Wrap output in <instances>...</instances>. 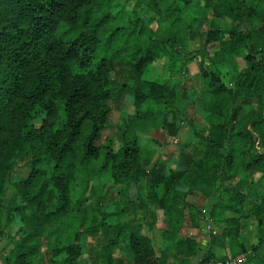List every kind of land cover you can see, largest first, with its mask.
I'll return each mask as SVG.
<instances>
[{
	"label": "trees",
	"instance_id": "16d2710c",
	"mask_svg": "<svg viewBox=\"0 0 264 264\" xmlns=\"http://www.w3.org/2000/svg\"><path fill=\"white\" fill-rule=\"evenodd\" d=\"M127 1L133 3L130 8L122 0H53L52 3L0 0V242L18 214H26L28 209L33 211L28 217L27 231L13 245L5 264L37 254L39 236L46 231L47 222L62 223L70 217V212L79 215L85 200L79 197L74 201L73 185L78 168L86 167L98 157L94 142L107 124L110 102L130 88L121 79L131 64L125 59L126 54L136 58L141 52L152 53L148 60L139 56L138 63L144 62V72L153 59L163 55L180 58L184 33L193 29L191 23L208 25L204 47L197 56L201 66L205 57L209 60V65L201 68V74L209 79L212 92L211 100L203 108L211 115V121L197 134L205 148L202 157L185 171L175 172L177 176L204 177V186L198 190L194 186L184 193L185 199L178 201L180 209L175 223L169 209L177 201L170 198L157 204L164 218L160 237L169 243L172 233H180L186 225L196 227L198 214L215 208L209 198L221 197L219 184L229 185L220 213L232 211L237 215L225 221L234 225L232 229H223L225 236L237 238L240 218L253 220L259 231L263 225L264 24L258 21L264 0H218V16L241 27L226 33L206 19L211 0ZM81 49L84 53L91 49L92 61L100 51L107 53L100 57L95 74L87 78L84 69L89 61L81 55L79 63L76 62ZM238 59L243 66L238 71L235 88H230L222 80L220 65ZM151 91L152 87L144 88L141 96ZM155 95H167L165 105L169 111L178 109V94L173 87L157 85ZM144 102L140 96L134 99L138 119ZM244 104L251 108L243 111L245 123L241 125L239 116ZM77 109L76 114L82 111L83 115L76 121L78 134L73 139V133L65 136L62 122L67 118L70 127V113ZM42 116V123L38 125ZM86 125L91 126V131ZM7 131L9 136L4 139L3 133ZM252 131L259 137L261 152L257 151ZM126 160L124 156L121 165H126ZM21 164L29 175L16 184L17 196L5 200L6 183ZM114 168L124 166H118L113 159L111 173ZM206 186H214L213 193L206 194ZM45 193L53 194L56 210L40 216L33 209ZM189 196H201L206 200V207L199 211L186 201ZM244 208L247 210L242 211ZM209 211L213 217L218 214ZM105 219L103 216L100 223L86 226L83 218L75 217L71 239L52 246V264H59L55 259L64 257L68 261L77 254L83 236L96 239L103 227H109ZM128 243L133 264H156L146 236L133 233ZM141 250L145 253L143 257L139 256ZM102 255L105 264L112 262V251H103ZM205 259L214 258L208 253Z\"/></svg>",
	"mask_w": 264,
	"mask_h": 264
},
{
	"label": "rangeland",
	"instance_id": "374dc122",
	"mask_svg": "<svg viewBox=\"0 0 264 264\" xmlns=\"http://www.w3.org/2000/svg\"><path fill=\"white\" fill-rule=\"evenodd\" d=\"M122 1L127 4L128 8L133 5L132 1ZM245 1L249 2L250 0ZM217 2L218 0H211L210 7L206 12V19L225 33L234 28L240 29L241 27L239 28V26L230 19L218 16L216 9ZM191 25L193 29L184 33V40L181 45V57L163 55L158 58L164 61V66L168 67L170 72L174 73L177 78L176 83H171L173 77L170 75L169 81L166 82L165 85L174 88L178 94L179 106L178 109L169 111V115L171 116L170 123L164 124L162 122L159 128H155L153 138L157 143H162L164 145L162 151L166 154V158L175 156L173 160V163L177 165L175 170L181 171H185L193 161L200 159L204 154L205 148L203 141L197 137V134L211 121V115L206 113L203 108L211 100L212 92L209 88V79L203 78L201 74V68L203 66L202 69L207 67L209 65V60L205 57L203 59L204 65L201 66V59L197 56L198 51L204 47L205 33L208 29V25L203 23H191ZM208 51L212 53L211 49ZM188 55H190L191 58L187 57ZM150 65L144 72V75L149 78L156 72V69ZM242 66L243 63L241 59L232 60V62L228 61L220 65L222 80L227 87L231 85L230 88H235L238 71ZM160 67V64L156 65V68ZM121 79L123 82H127V77L124 72L122 73ZM148 82L155 81L149 79ZM126 92H123L114 101L110 102V112L107 117V127L103 129L104 132H107L108 128L120 129L123 125L119 121H122L130 115L131 105L121 108ZM250 108L251 105L249 104L243 105V109L239 116L241 125L245 123L242 117L243 111H249ZM43 118L42 116L38 119V125L42 123ZM153 127L155 126L153 125ZM169 130L174 134L167 135ZM9 133L10 131L4 132L3 138L6 139ZM111 135L112 133H109V136ZM100 137L107 138L103 137L102 132ZM253 137L257 142V151L261 152L263 149L259 145V137L255 132H253ZM177 138H179L180 144L178 142H175L176 144L173 143ZM113 143L114 141L112 139H108L107 145L97 147L99 154L96 159L92 160L86 167L78 168L76 180L73 185V198L74 201H77L79 197L85 200L79 215L75 216L74 213L70 212V217L68 216L62 223H57L55 221L52 222L51 225V223L49 224L47 222L45 224L46 231L39 236L40 239L37 244L39 249L38 253L16 259L8 264H52L54 260L52 258V246L58 241H60L59 244H61L71 239L72 222L74 224L75 217L78 216L84 219L86 226L90 225V223L93 225L98 224L101 222L102 217L106 216L105 224L109 227H103L96 239L83 236L79 242L80 248L78 253L72 256L68 261H65L64 257L55 259L59 264H90L92 257H88V251L92 246H94V250L97 251L96 247L99 246V237H129L133 233H137L138 236H146L148 233L146 221L162 213V210L156 206L152 208L150 213L141 211L142 208H147L148 204L145 203L142 189H137L134 192L132 191L133 184L138 182L139 177L136 173L132 172L130 168L126 166H124V168H114V172L111 173V161L113 159L116 160V156L113 155L112 151H108V149L112 148ZM122 150L124 149H120L121 153ZM153 159L154 157L150 156L145 162L152 164ZM185 160H187L188 166H186ZM152 166L155 167V164H152ZM170 170L172 169H169V171ZM143 171V169H137L139 173H143ZM115 173L117 176H114ZM28 175L29 171L23 164L16 168L6 183L5 200L17 196L16 184L26 180ZM153 175H155V173H153ZM218 186L222 193L221 197L217 199V203L214 204V210L217 209L218 205H221V201L226 198L224 192L229 185L219 184ZM213 187L214 186L204 187L206 194L213 193ZM262 188H264V183ZM130 192L132 195L129 194ZM49 194L50 193H45L43 195L39 205L33 209L34 213L43 216L48 212L56 210L55 200L52 198L53 194ZM133 195L135 199L132 198ZM186 201L196 208L198 207L199 211H202L206 207L204 206L206 200L204 198L201 199V196H189L186 198ZM246 205V207H249V204ZM206 211H208V214L211 216L210 211L208 209H206ZM32 212L31 209H28L26 214H18L12 224L5 229L0 242V254L4 252L7 253L6 255H2L3 264H5V258L8 256L13 245L19 242L24 232L27 231L29 226L28 217ZM112 213H114V215L107 217V215ZM233 217H237V215L234 214ZM202 220V215L200 213L198 214V224L196 228L199 229L200 233L204 234L203 237L211 239V237H216L218 233L221 232V229L218 231L214 228L207 230L206 223H204L203 226L201 225ZM212 223L215 224L216 220L213 219ZM118 224L119 227L117 226ZM239 227L238 236H235L237 238L233 239L232 249H230L229 254L225 258L243 254L247 255L249 264H253V261H255V264H264V222L259 231L257 224L253 220L240 218ZM126 229L128 230L126 231ZM132 229L135 230L133 231ZM253 234H255L257 243L250 246V240ZM249 246L251 247V255H249ZM89 256H92V253H90ZM205 258L206 255L203 259ZM117 262L119 261L117 260ZM110 264H113V260Z\"/></svg>",
	"mask_w": 264,
	"mask_h": 264
},
{
	"label": "clouds",
	"instance_id": "9594fccd",
	"mask_svg": "<svg viewBox=\"0 0 264 264\" xmlns=\"http://www.w3.org/2000/svg\"><path fill=\"white\" fill-rule=\"evenodd\" d=\"M52 2L53 0H49V3ZM201 2H203V0H201ZM257 2H259V0H257ZM141 7H144V5L142 4ZM252 7L255 8L256 4L253 3ZM247 10L248 5L245 4V15H247ZM259 11L260 20L258 22L264 24V4L261 5ZM53 14L55 15V13ZM85 47H88V44H85ZM106 54L107 53L104 51H100L99 54L96 55L95 61H92L91 49H89L88 53H84L82 49L80 50V54L76 55V62L79 63L81 55L86 61H89L84 69L85 78H87L90 74H95L97 66L99 65L100 57ZM152 55L153 54L150 52H141L136 58H133L126 54L125 59L131 61V64L125 72L130 88L129 91L125 93L121 108L131 105L130 115L122 121H119L123 125L120 129L108 128L107 132H104L103 129H101L103 137L107 138H101L98 134L97 141L94 143L96 147H99L101 145H107L108 139H112L114 141L112 148L108 149V151H112L113 155L116 156L115 163L118 166H126L127 168H130L132 172L136 173L139 177L138 182L133 184L132 191L134 192L137 189H142L143 191L145 203L148 204V207L142 208V212L150 213L152 208H155L157 204L164 203L170 198L175 199L177 203L174 207L169 209V212L173 217V223H175L174 218L180 209L178 201L185 199L184 193L189 188L196 186L198 190L200 186H204V177L198 176L190 178L186 175L177 176L175 172L177 165L166 158V154L162 151L164 145L162 143H157L153 138L155 128H159L162 122L164 124L171 122L169 109L165 105V101L168 97L167 95H155L156 86L163 85L168 82L170 75L173 77L171 83H176L177 78L174 73L170 72L168 67L164 66V61L160 59L152 60V64L150 66L156 69V72L150 78L146 77L142 68V64L144 62L138 63L139 56H145V60H148L151 59ZM157 64H160L161 67L156 68ZM149 79L155 81V85H149ZM142 85L144 88L152 87V91L145 92V94L141 96V92L144 91V88L141 87ZM136 96H140V99L145 101L140 107L139 119L137 118L135 112L136 103L133 102ZM77 111L79 110H73L70 113V127L68 126L67 118H65L62 122L65 136L69 133H73V139H75V135L78 134V130L75 126L76 121L79 120V115H83L82 111L79 115H77ZM95 122L99 124V121ZM153 125L155 127H153ZM86 128L88 131H91L90 125H86ZM109 133H112V135L109 136ZM122 148L125 149V152L123 153L120 152V149ZM124 156L127 157L126 165H121V160ZM150 156L154 157L152 164H155V167H153L152 164L145 162ZM185 163L186 166H188L187 160H185ZM137 169H143L144 171L143 173H139L137 172ZM169 169H172V171H169ZM153 173H155V175H153ZM165 190H167V192ZM157 193L159 195H156ZM129 194L132 195L131 192ZM132 198L135 199V196L133 195ZM209 199L212 204L217 203L216 199ZM224 202H226V198L221 201V205ZM219 207L220 205H218L215 210L209 209L218 213L215 217L207 215V212L201 213L204 217L201 221V225L203 226L204 223H207L211 226V228H214L217 231L223 228H234L233 224L225 223V221H228V218L234 216V212L224 211L223 213H219ZM246 210V208L242 209V211ZM213 219L216 220L215 224L212 223ZM127 230L128 229H126V231ZM132 230L134 231L135 229ZM201 235L204 234L201 233ZM153 241L154 244H150L148 247H158V251L156 252L154 259L156 261L163 262V264H177V260L181 261L182 264H200L204 256L208 254V247H211L208 239H205L203 243L197 242L193 245L178 232L172 233L169 243L166 245L162 244L159 231H157L154 235ZM256 243L257 240L255 238V234H253V237L250 240V246ZM205 245H207V247ZM250 246L249 255L252 254ZM165 247L167 248V251H163ZM130 251L131 250H129V252ZM6 254V252L0 254V264H3L2 255ZM144 255L145 253L141 250L139 252V256L143 257ZM245 264H247V261H245ZM253 264H255V261H253Z\"/></svg>",
	"mask_w": 264,
	"mask_h": 264
},
{
	"label": "crops",
	"instance_id": "0c3cea01",
	"mask_svg": "<svg viewBox=\"0 0 264 264\" xmlns=\"http://www.w3.org/2000/svg\"><path fill=\"white\" fill-rule=\"evenodd\" d=\"M168 134L173 135L174 133H171V131L169 130L167 132V135ZM175 142L176 143L178 142L180 144L179 138L173 141L174 144H176ZM167 159H170V161L173 162V160L175 159V156L174 157L169 156L167 157ZM218 198H219L218 195L217 197L216 195L212 197V199H216V201ZM163 219H164L163 214L160 213L159 215H156L155 217L153 216L148 221H146V224H147L146 227L148 229L147 231L148 235L146 234L147 236L146 238L149 239L151 244H154L153 237L156 234V232L159 231L163 227ZM223 229H221V232L218 233L216 237H211V239L208 237H203V235H201L198 228L192 227L190 225H186L185 227H183L179 234L185 237V239H191L196 243L197 242L203 243L205 239H208L209 243L211 244V247H208L209 254L214 259H221V258H225L229 254L230 249H232V243L234 241L231 237L225 236L223 234V231H222ZM128 240H129V237H118V238L117 237H99V246L96 247L97 251L94 250V246H92L91 249H89L88 251L89 255L90 253H92V256L88 255L89 258L92 257V259L90 260V264H105L103 261V255H102L103 251L105 253H108L110 251L113 252V257H112L113 264H133L131 251L129 252V250H131V247H130V244L128 243ZM161 242L162 244H165V245L168 244L164 242L162 237H161ZM205 246L207 247V245ZM152 248L154 250V253L156 254V252L158 251V247L153 246ZM163 251H167V248L165 247ZM95 258H98L97 262L94 261ZM117 260L119 262H117ZM156 264H163V262L156 261ZM177 264H182V262L177 260Z\"/></svg>",
	"mask_w": 264,
	"mask_h": 264
},
{
	"label": "built area",
	"instance_id": "2783aa9c",
	"mask_svg": "<svg viewBox=\"0 0 264 264\" xmlns=\"http://www.w3.org/2000/svg\"><path fill=\"white\" fill-rule=\"evenodd\" d=\"M204 212L207 211L205 210ZM207 215H209L208 212ZM202 219H204L203 216ZM206 229L211 230L212 228L209 224L206 223ZM245 261H247L248 263V257L247 255L242 254V255H237L235 257H228L222 259H209V260L203 259L201 260L200 264H245Z\"/></svg>",
	"mask_w": 264,
	"mask_h": 264
}]
</instances>
